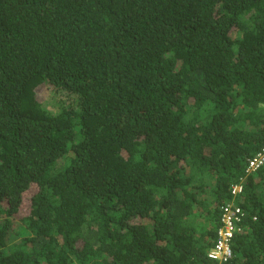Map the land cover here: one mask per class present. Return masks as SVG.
<instances>
[{"label": "trees", "instance_id": "16d2710c", "mask_svg": "<svg viewBox=\"0 0 264 264\" xmlns=\"http://www.w3.org/2000/svg\"><path fill=\"white\" fill-rule=\"evenodd\" d=\"M263 146L264 0H0V264H264Z\"/></svg>", "mask_w": 264, "mask_h": 264}, {"label": "built area", "instance_id": "2783aa9c", "mask_svg": "<svg viewBox=\"0 0 264 264\" xmlns=\"http://www.w3.org/2000/svg\"><path fill=\"white\" fill-rule=\"evenodd\" d=\"M263 162L264 146L261 150H258L254 156L248 159L247 170L256 169ZM242 216L243 213L238 207H225L224 214L221 217V225L217 229L218 236L212 255L218 256L224 254L226 256H229V241L234 232L240 228Z\"/></svg>", "mask_w": 264, "mask_h": 264}, {"label": "rangeland", "instance_id": "374dc122", "mask_svg": "<svg viewBox=\"0 0 264 264\" xmlns=\"http://www.w3.org/2000/svg\"><path fill=\"white\" fill-rule=\"evenodd\" d=\"M38 96L40 98V101L43 102L46 107H49L50 109H53L54 106L50 103V91L47 87H45L44 85L40 86L39 92H38ZM35 190H33L34 192ZM30 192V191H29ZM18 215H13V219L17 220ZM17 221L12 222V225H14Z\"/></svg>", "mask_w": 264, "mask_h": 264}, {"label": "clouds", "instance_id": "9594fccd", "mask_svg": "<svg viewBox=\"0 0 264 264\" xmlns=\"http://www.w3.org/2000/svg\"><path fill=\"white\" fill-rule=\"evenodd\" d=\"M262 149V147H260L258 150H261ZM258 150H256L255 152H254V154L252 155V156H254L255 155V153L258 151ZM252 156H250V157H252ZM263 164V163H262ZM247 167H248V160H247ZM239 190H240V186L239 185H233V189H232V191L233 192H235V193H238L239 192ZM235 207V206H234ZM223 214H224V212H223ZM222 214V215H223ZM243 217H244V215L242 216V219H243ZM241 219V220H242ZM220 225H221V223H220ZM218 229V228H217ZM217 236H218V232H217V235H216V239L215 240H217ZM232 237H233V235H232ZM231 237V238H232ZM230 238V239H231ZM215 243H216V241H215ZM215 243L213 244V246H211L210 248H209V250H208V257H211V258H214V259H218L221 255H218V256H214V255H212V252H213V250H214V246H215ZM229 249H230V242H229ZM230 253H231V249L229 250V256H230Z\"/></svg>", "mask_w": 264, "mask_h": 264}]
</instances>
